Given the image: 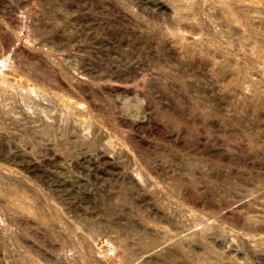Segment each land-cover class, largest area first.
Instances as JSON below:
<instances>
[{
    "label": "rangeland",
    "instance_id": "rangeland-1",
    "mask_svg": "<svg viewBox=\"0 0 264 264\" xmlns=\"http://www.w3.org/2000/svg\"><path fill=\"white\" fill-rule=\"evenodd\" d=\"M0 264H264V0H0Z\"/></svg>",
    "mask_w": 264,
    "mask_h": 264
}]
</instances>
